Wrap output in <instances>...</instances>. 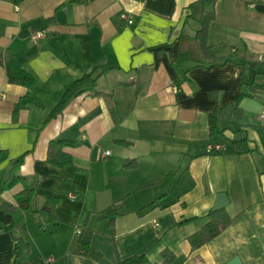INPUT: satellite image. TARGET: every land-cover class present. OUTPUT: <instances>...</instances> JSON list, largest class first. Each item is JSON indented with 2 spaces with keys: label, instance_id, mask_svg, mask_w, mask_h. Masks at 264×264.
<instances>
[{
  "label": "crops",
  "instance_id": "obj_1",
  "mask_svg": "<svg viewBox=\"0 0 264 264\" xmlns=\"http://www.w3.org/2000/svg\"><path fill=\"white\" fill-rule=\"evenodd\" d=\"M74 1L0 0V54L12 55L37 79L32 88L10 83L0 64V151L8 153L0 175L6 179L13 160L25 155L20 174L36 189L34 209L49 195L61 198L57 223L41 227L37 213H26L19 234L29 250L16 254V238L0 231V264H115L142 254L147 264H158L163 248L175 252L173 264H228L236 257L241 264H264V92L242 101L241 120L233 105L255 69L229 63L192 68L189 80L179 75L173 66L179 37L199 28L188 20L198 0ZM259 1L217 0L209 38L217 53L247 49L264 60ZM39 31L44 36L33 38ZM101 59L116 66L98 81L104 94L77 96L47 120L68 86ZM212 90L218 91L215 99ZM23 97L33 104L14 123L13 108ZM217 106L219 127L230 138H248L256 151L237 153L224 137L210 135L208 116ZM55 138L75 142L66 148L72 166L48 163ZM215 144L222 150L210 153ZM104 151L110 153L102 156ZM22 188L3 191L0 203L16 204ZM220 193L228 198L232 225L192 250L188 237L206 223ZM121 199L114 226L97 219V212ZM89 212L92 251L82 256L78 233ZM11 221L0 209V226Z\"/></svg>",
  "mask_w": 264,
  "mask_h": 264
},
{
  "label": "trees",
  "instance_id": "obj_2",
  "mask_svg": "<svg viewBox=\"0 0 264 264\" xmlns=\"http://www.w3.org/2000/svg\"><path fill=\"white\" fill-rule=\"evenodd\" d=\"M76 3H85L86 0H75ZM217 0H198L190 5L192 13L188 16V20H197L199 22V28L193 35L187 32H183L179 37L177 57L174 62V67L179 75L189 80L188 72L192 68L202 67L205 69H212L216 66H225V64H236L241 66H251L255 69V78L252 84L242 87L240 93L233 105H235L234 117L237 120H241L243 117V109L241 103L244 99L255 98L264 92V60H260L254 53L249 50H245L242 54H227L220 55L216 52L213 45H210V30L211 25L216 19L215 4ZM211 5V8H207L206 5ZM256 9L264 13V1H259L256 4ZM3 25L0 24V27ZM0 64L5 66L8 80L10 83L22 85L28 88H32L37 83L36 77L33 73L26 71L12 56L9 55L8 59L4 58L3 54H0ZM110 69H116L114 65L108 66L104 59H101L92 72L85 74L73 81L65 92L59 103L51 111L47 120L56 118L58 115L63 113L66 107L77 97L84 93L90 92L94 96L103 95L104 92L98 89V81L102 75H104ZM118 69V68H117ZM139 92V89L138 91ZM212 98L218 97V91L212 90L210 92ZM33 104L31 98H20L13 108L12 121L14 123L19 121V114L22 110L28 109ZM221 107L217 106L215 110L209 114V132L213 137L219 135L224 137L230 146L237 153H248L257 150L256 145L248 138H230L226 135V129H221L218 124V114ZM117 143L129 146L130 142L124 140H115ZM75 142L72 140L55 138L52 139L48 144L47 149V161L54 167L65 168L70 167L74 164L73 155L66 149L67 147H73ZM213 153H217L214 151ZM8 158L6 150L0 151V164ZM25 155H22L13 160L11 167L9 168V175L6 179H2L0 175V194L8 189L13 188L17 184H22L23 188L17 193L16 204H12L7 201L0 203V209L5 213L12 215L11 224L0 226V231H7L12 233L16 238V254H18L19 248H24L25 251L29 250V242L19 234V230L25 222L26 213H37L41 220L40 226L42 227L47 223H57L58 219L55 214L56 207L60 203V196L49 195L46 197L45 202L41 208L34 209V198L36 195V189L29 178L20 174V167L24 162ZM135 162L129 164L134 166ZM1 172V169H0ZM163 196V195H162ZM123 200H118L113 204L109 205L105 209L96 213L99 221H106L108 226L112 227L115 225L117 217L123 210ZM92 212H89L83 224L80 226L78 233V244L79 254L82 256H88L91 251V239L94 234L93 228L89 224L90 216ZM207 218L206 223L193 234H190L188 241L191 245L192 250H196L206 243H209L214 238L219 236L226 228L232 225L233 217L226 210V207L213 210V208L205 215ZM197 218H188L182 220L178 225L185 224L187 222L195 221ZM160 262L158 264H173L176 260V254L169 248H163L160 253ZM149 257L147 254L133 255L126 259H118L115 264H147ZM17 264V260L15 262Z\"/></svg>",
  "mask_w": 264,
  "mask_h": 264
},
{
  "label": "built area",
  "instance_id": "obj_3",
  "mask_svg": "<svg viewBox=\"0 0 264 264\" xmlns=\"http://www.w3.org/2000/svg\"><path fill=\"white\" fill-rule=\"evenodd\" d=\"M252 6H254V5H252ZM123 17H124L125 19H128V22H129V23H132V22H133V19L130 18L129 16L124 15ZM42 36H44V33H43L42 31H39V32H36V33L33 34V38H38V37H42ZM170 88L172 89L173 92H177V88H176L175 85L171 84V85H170ZM222 148H223L222 145L215 144V146H214V145H211V146L209 147L208 151H209L210 153H212V152H214V151L219 152V151L222 150ZM109 153H110L109 151H106V152L104 151V153H103L102 156H106V155H108ZM71 197H72V198H75L74 195H71Z\"/></svg>",
  "mask_w": 264,
  "mask_h": 264
},
{
  "label": "water",
  "instance_id": "obj_4",
  "mask_svg": "<svg viewBox=\"0 0 264 264\" xmlns=\"http://www.w3.org/2000/svg\"><path fill=\"white\" fill-rule=\"evenodd\" d=\"M206 1H208V0H206ZM227 204H228V198H227L226 194L220 193V194H218L217 201L213 206V210L224 208V207H226ZM37 218H38V215H37ZM228 264H241V261L239 258L236 257Z\"/></svg>",
  "mask_w": 264,
  "mask_h": 264
},
{
  "label": "rangeland",
  "instance_id": "obj_5",
  "mask_svg": "<svg viewBox=\"0 0 264 264\" xmlns=\"http://www.w3.org/2000/svg\"><path fill=\"white\" fill-rule=\"evenodd\" d=\"M208 7V9L210 8L209 6H207Z\"/></svg>",
  "mask_w": 264,
  "mask_h": 264
}]
</instances>
